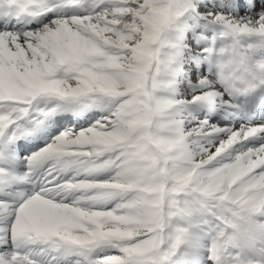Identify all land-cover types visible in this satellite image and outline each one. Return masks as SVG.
<instances>
[{"label":"snow or ice","instance_id":"obj_1","mask_svg":"<svg viewBox=\"0 0 264 264\" xmlns=\"http://www.w3.org/2000/svg\"><path fill=\"white\" fill-rule=\"evenodd\" d=\"M189 73L199 91L186 101ZM259 92L264 14L242 0H0V264L45 251L64 264H264V121L222 128L182 111H236ZM88 111L106 115L17 155L53 116Z\"/></svg>","mask_w":264,"mask_h":264},{"label":"bare ground","instance_id":"obj_2","mask_svg":"<svg viewBox=\"0 0 264 264\" xmlns=\"http://www.w3.org/2000/svg\"><path fill=\"white\" fill-rule=\"evenodd\" d=\"M245 2L244 4L248 3L245 6V11H251L254 13H261L264 14V0H242V2ZM254 3V7H253ZM212 5V4H210ZM217 5H221L217 4ZM241 15H244V12L240 13ZM193 43H196V41H193ZM192 67H195L193 65ZM207 64H204L203 67L200 69V71L207 72ZM191 77V84L185 82L180 85V95L179 99L191 101L192 97L196 94H198L199 86L197 84V76L195 74L189 73ZM210 79L215 80V77H210ZM218 88L222 87L217 84ZM264 97V92H259L255 96H248L244 97L241 96L238 99L230 98L227 94H225V99H233V103H238L242 105V107L239 110L231 111V112H225L222 108H215L210 107L207 105H204L202 102L195 105H185L183 107H186L185 110L182 109L184 115L190 119L193 123L198 121H205L207 120L212 125H219L222 128L228 127L233 124L239 125L240 123H244L246 120L250 121L252 123H259L264 121V104L261 103L260 98ZM43 107V105H41ZM101 115H106V113H101L99 111H88L83 116L77 117L73 115L71 112H62L58 115L53 116L50 120L46 121V125L49 126L48 131H41L38 136L39 138H33L28 137L25 139H20L15 147L17 155L20 158L26 157L30 155L32 152L36 151L37 148H43L46 143L51 142L52 138L56 136L57 134H60L64 131L66 128L65 123H70V126H75L77 130H79L80 126L83 127L86 126L89 122V119L91 117L100 118ZM70 122H69V118ZM74 120V122H73ZM27 127H33V124L30 122H25ZM73 123V124H72ZM189 128L192 127V124L188 125ZM50 132V134H49ZM209 141H211V138H208ZM205 141H197V143H204ZM244 144L247 147L241 148V145H236L235 149L230 153H226L223 157L217 158V160L212 161L211 164L206 166L204 171L212 170L213 168H219L222 167L224 164L231 163L235 159L236 156L240 155L241 152L247 151L249 148L252 147H258L259 144L257 143L256 138H253L251 142L245 141ZM212 151H215L213 148ZM18 172L23 173L26 171V163L21 164L18 169ZM114 173L109 171H106L102 174V178H108L109 176L113 175ZM22 188L31 190L30 185H22ZM38 250V249H37ZM53 256H56L57 258L53 260ZM38 260L41 261V264H64L63 258L59 257L56 253L51 251H45L42 255L36 257Z\"/></svg>","mask_w":264,"mask_h":264},{"label":"rangeland","instance_id":"obj_3","mask_svg":"<svg viewBox=\"0 0 264 264\" xmlns=\"http://www.w3.org/2000/svg\"><path fill=\"white\" fill-rule=\"evenodd\" d=\"M203 3H206V4H220L221 3V0H203ZM243 3H245L244 1H243ZM248 3H246L245 4V6L247 5ZM183 23L184 24H187V23H189V21L188 20H184L183 21ZM183 110H185L186 109V107H183L182 108ZM70 119H72L71 117L69 118V122H70ZM96 119H98V118H96V117H91L90 119H89V122H88V124L86 125V126H84V128H87V127H89L91 124H94L95 123V121H96ZM73 122H74V120H73ZM73 124V123H72ZM65 129H64V131L66 130V129H69V128H73L74 126H70L71 125V122L70 123H65ZM57 135H59V134H57ZM207 171H210V169L209 170H207Z\"/></svg>","mask_w":264,"mask_h":264}]
</instances>
